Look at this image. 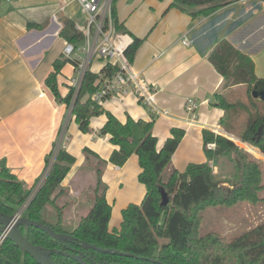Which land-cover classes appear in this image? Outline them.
Returning a JSON list of instances; mask_svg holds the SVG:
<instances>
[{
	"label": "crops",
	"instance_id": "1",
	"mask_svg": "<svg viewBox=\"0 0 264 264\" xmlns=\"http://www.w3.org/2000/svg\"><path fill=\"white\" fill-rule=\"evenodd\" d=\"M139 1L142 0H133L134 4L120 1L116 4L117 17L126 32L143 40L132 66L149 82L152 103L142 105L133 95H126L102 106L123 124L129 116L134 120L154 119L153 134L158 139V150L172 137V129L185 130L172 157L174 167L184 172L189 164L207 163L220 181L231 186L236 179L230 182L226 173L230 167L234 169L232 157L225 155L209 161L203 132L224 135L220 122L225 110L219 106L216 95L224 96L238 86L223 88L224 77L209 56L220 42L228 41L253 60L255 75L264 78V9H257L255 0H238L209 16L194 19L170 8L172 0H168L165 10L162 7L150 14L151 19L154 16L158 20V25L142 27L132 23ZM145 3L141 5L143 13H147ZM150 3L159 6L154 0ZM80 12L84 13L77 0H0V171L5 166L26 190H31L48 168L47 158L62 146L61 150L76 158L62 183L73 200L66 213H74L75 219V213L86 215L91 208L79 183L90 180L94 189L97 184L98 159L90 155L88 164L84 153L87 148L107 161L101 177L107 187L106 200L112 208L109 229L120 230L122 211L131 204L140 205L147 194L146 186L139 181L142 169L138 156L132 155L123 167L110 163L112 152L119 147L110 143L109 136L99 134L107 116L92 118V131L81 132L67 104L58 102L45 83L54 72V62L64 59L66 40L60 31L68 20L80 27L76 20ZM184 37L192 40V45L184 46ZM102 67L101 63H95L94 73L98 74ZM75 74L70 62L58 74L62 98L71 91L70 80ZM188 100L195 101L197 108L189 110ZM155 110L161 114L157 115ZM85 202L89 206L82 214L76 207Z\"/></svg>",
	"mask_w": 264,
	"mask_h": 264
},
{
	"label": "trees",
	"instance_id": "2",
	"mask_svg": "<svg viewBox=\"0 0 264 264\" xmlns=\"http://www.w3.org/2000/svg\"><path fill=\"white\" fill-rule=\"evenodd\" d=\"M118 0H114V18L119 31H125L117 17ZM162 1V0H161ZM238 0H172L170 8H176L189 14L192 18L206 17ZM60 36L78 46L84 35L76 23L68 20L64 23ZM142 39L134 38V44L126 55L132 63ZM209 60L224 77V89L235 86H249L264 91V78L254 73V62L246 54L238 51L228 41H222L209 56ZM68 60L57 59L54 72L46 78V85L58 102L71 106L73 90L62 98L58 90L57 76ZM116 69L109 67L106 76L112 77ZM99 76L88 72L82 88L75 99L72 114L83 133L92 131L91 119L101 115L107 121L99 134L109 136V141L118 150H114L109 162L123 167L132 155H137L142 169L139 181L147 188V194L140 205L131 204L122 211L123 221L120 230L109 229L111 206L106 200L107 187L102 182V167L107 161L97 154L84 149L88 164L89 156L98 159L95 166L97 184L94 189L90 210L80 215L77 222L65 218L70 200L59 204L60 199L68 197L62 187L76 158L59 150L55 162L43 186L32 198L26 209L25 216L42 222L57 232H66L79 241L99 245L105 249L118 250L135 255L126 257L109 253L93 252L99 262L110 264H264V222L240 235L228 239L218 232L201 234L204 212L212 207L231 208L238 204L256 205L264 202L263 170L258 160L253 158L244 148L232 139L212 131L203 132L204 151L209 161L230 155L238 171V178L231 186H226L214 174L209 164H189L184 172L178 171L172 157L185 136V130L172 129V137L168 138L158 150V139L153 134L154 119L145 121L134 120L130 116L126 123H121L103 106L93 102L87 96L98 90L96 85ZM219 106L225 110L221 126L231 134L234 121L239 114L238 108L247 114L240 139L264 154V108L256 102L250 107L244 104L227 102L225 96L216 95ZM253 97V96H252ZM140 104L143 102L140 100ZM263 103V102H262ZM215 144V148H208ZM53 153L47 158V166ZM165 191L169 203L162 206V191ZM31 190L3 166L0 171V214L14 216L20 206L30 197ZM69 198V197H68ZM53 208L57 213L54 220L48 219L46 213ZM26 236L34 244L53 247L55 240L42 230L31 227ZM53 260L58 264H78L73 259L56 255ZM158 261V262H156ZM0 264H37L29 255L5 240L0 246Z\"/></svg>",
	"mask_w": 264,
	"mask_h": 264
},
{
	"label": "built area",
	"instance_id": "3",
	"mask_svg": "<svg viewBox=\"0 0 264 264\" xmlns=\"http://www.w3.org/2000/svg\"><path fill=\"white\" fill-rule=\"evenodd\" d=\"M6 1L14 2L15 0ZM77 1L86 15L84 27H78L83 32L84 38L78 46L66 41L63 48V57L74 66L76 72L75 77L70 80L71 90H73L74 95L69 109L70 113H72L73 103L78 97L86 74L88 72L95 74L93 71L95 63H101L103 67L96 74L99 76L96 83L98 90L88 96L93 102L102 106L106 101L122 100L126 95H133L138 99V102L141 100L143 105L151 104L149 82L134 70L126 55L128 49L134 44V38L128 32L119 31L116 27L114 0ZM192 43L193 41L188 37H184L182 40L184 46H190ZM109 67L116 69L112 77H107L105 74ZM187 103L189 110L197 108L195 101L188 100ZM155 113L157 115L161 114L157 110H155ZM61 147L58 146L54 151L47 166L48 168L34 188L37 190L35 191L36 193L43 186L49 175ZM208 148H215V144H209ZM36 193L24 204L25 210L21 209L16 213L17 216H22ZM2 243L3 239H0V246Z\"/></svg>",
	"mask_w": 264,
	"mask_h": 264
},
{
	"label": "rangeland",
	"instance_id": "4",
	"mask_svg": "<svg viewBox=\"0 0 264 264\" xmlns=\"http://www.w3.org/2000/svg\"><path fill=\"white\" fill-rule=\"evenodd\" d=\"M120 1H122V0H118L117 4ZM150 1H153V0H148V1L142 0V1H139V4L137 6H135V8H137V9H136V12L134 13L135 14L134 18L132 19L133 24H136V23L142 24V27H146L147 25H151V24H153V26L158 25L157 24L158 20L157 19L154 20V16L151 19L150 14L156 13L162 7H164L163 10H165V8L167 7V4H168L167 3L168 0H162V1L161 0H154V2L159 5L158 7L151 5ZM263 1L264 0H255V3L257 4V5H255V7L257 9H261V10L264 9ZM128 2H130L131 4H134L133 0H123L124 4H126ZM144 2H146L145 7H146L147 13H143V10L141 8V5ZM162 13H163V15H165V11ZM76 20L78 21L79 26L82 28V27H84V24L86 22V15L84 13L82 14L80 12L79 14H77ZM68 68L69 67H67L66 72L69 71ZM254 90L255 89H253L249 86H243L242 85V86L236 87L233 90H229L227 93H225L224 96H225L227 102L234 103V104H244L247 107H250L253 104V102H256L257 106L263 109L264 108V101H262L260 99H255L252 97V92ZM68 109H70V107ZM238 111H239V114L236 117V119L234 120L232 118V120H231V122L234 121L232 133L229 134L226 131H224V129L222 128L224 131V135L227 137H231L233 140H235L237 142V144L239 146L244 148L250 155L253 156V158H255L256 160L259 161L261 168L263 170V183H264V159H263L264 154H262L257 148H255V147H253L247 143H244L240 139V134L244 129V125H245V122L247 119V114L244 111H241L240 108H238ZM87 169H84L83 172H87ZM226 175H227V178L230 180V182H233L234 179H237L238 178V171L235 168V166H234V169L232 167H230L229 173H226ZM94 182H95V178L93 180V184H94ZM79 185L81 187L83 197L85 198L86 201H89V204L91 203V205H92V199L91 198H93L92 191L94 189V187L92 186V181L83 180L81 183H79ZM34 188H32V193H31L30 197L28 198V200L36 193L35 191H37V190H35ZM261 197L264 198V192L261 194ZM67 200H72V199L68 198V197L62 198V199H60L59 204L62 205ZM24 204L22 206H20L18 212L21 209L25 210ZM89 204H88V202H85L84 204L81 203L76 208L78 210L80 208L81 212H83L82 214H84V213H86L87 207L89 206ZM76 208L73 210L75 211ZM73 214L74 213H66L65 214V218L67 219V221H69V219H71V217L72 218L74 217ZM75 214H76L75 215L76 217H75V219L74 218L72 219V222H77L78 221L77 219L80 216L78 212ZM56 215H57V213L55 212V210L53 208L48 209V212L46 213V217L48 219H52V220H54L56 218ZM203 216H204V220L202 222V226L200 229L201 234H206L209 232H218L221 235L227 237L228 239H232L233 237L240 235L241 233L247 231L249 228H254L255 226L264 222V202H260L256 205L243 203V204H239V205L232 207V208L212 207V208L207 209L204 212ZM221 219H223V221ZM224 219H226L225 220L226 222H224Z\"/></svg>",
	"mask_w": 264,
	"mask_h": 264
},
{
	"label": "water",
	"instance_id": "5",
	"mask_svg": "<svg viewBox=\"0 0 264 264\" xmlns=\"http://www.w3.org/2000/svg\"><path fill=\"white\" fill-rule=\"evenodd\" d=\"M252 96L255 99L264 101V91L254 90ZM169 203L167 193L162 191V206H166ZM20 227H35L42 230L45 234L52 237L59 242L73 241V237L66 234H58L50 227L43 223L30 220L28 218L19 217L16 214L14 216H4L0 214V239H6L11 241L16 248L20 249L25 254L29 255L37 264H57L51 257L53 255H63L73 259L79 264H87L86 255L83 252L68 249L67 251L46 249L41 246H36L30 242L21 232ZM84 249H94L101 253H109L114 255H124L126 257H136L135 255L123 253L118 250L102 249L96 245H91L86 242L82 243ZM90 259V258H89ZM158 262V261H156Z\"/></svg>",
	"mask_w": 264,
	"mask_h": 264
},
{
	"label": "flooded vegetation",
	"instance_id": "6",
	"mask_svg": "<svg viewBox=\"0 0 264 264\" xmlns=\"http://www.w3.org/2000/svg\"><path fill=\"white\" fill-rule=\"evenodd\" d=\"M26 212V211H25ZM25 212H24V214L21 216V217H23V218H28L27 216H25ZM28 219H30V218H28ZM30 220H32V219H30ZM35 221V220H34ZM36 222H38V221H36ZM40 223H42V222H40ZM44 224V223H43ZM44 225H46V224H44ZM46 226H48V225H46ZM48 227H50V226H48ZM28 228H31V227H20V232L28 239V237L26 236V231H27V229ZM35 228V227H34ZM51 228V227H50ZM38 229V228H37ZM52 230H54L53 228H51ZM56 233H58V234H66V235H69V236H72L73 237V241L72 242H70V241H66V242H59V241H57V240H55V239H53L52 237V239L53 240H55V244H54V246L53 247H50V246H43V245H38V244H34L32 241H30L29 239V241L30 242H32L34 245H36V246H41V247H43V248H46V249H56V250H63V251H67L68 249H73V250H76V251H80V252H83L85 255H86V262H87V264H110V262H108V261H103V262H99V261H97L96 260V258H95V256H94V254H93V252H98V251H96V250H94V249H84V248H82V243H84V241H79V239L77 238V237H75V236H73V235H71V234H69V233H66V232H57L56 230H54ZM6 239H3V242L5 241ZM86 243H88V242H86ZM3 244V243H2ZM1 244V245H2ZM88 244H91V243H88ZM91 245H96V244H91ZM97 247H100V248H102V249H105V248H103V247H101V246H99V245H96ZM99 253H101V252H99ZM54 256H56V255H53L52 257H51V259L53 260V257ZM63 256V255H62ZM90 258V259H89ZM54 261V260H53ZM55 262V261H54ZM76 262V261H75ZM56 263V262H55ZM78 263V262H77ZM58 264V263H57ZM79 264V263H78Z\"/></svg>",
	"mask_w": 264,
	"mask_h": 264
}]
</instances>
